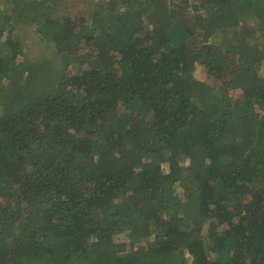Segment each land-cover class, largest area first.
Instances as JSON below:
<instances>
[{"label":"trees","instance_id":"16d2710c","mask_svg":"<svg viewBox=\"0 0 264 264\" xmlns=\"http://www.w3.org/2000/svg\"><path fill=\"white\" fill-rule=\"evenodd\" d=\"M263 63L264 0H0V264H264Z\"/></svg>","mask_w":264,"mask_h":264},{"label":"rangeland","instance_id":"374dc122","mask_svg":"<svg viewBox=\"0 0 264 264\" xmlns=\"http://www.w3.org/2000/svg\"><path fill=\"white\" fill-rule=\"evenodd\" d=\"M17 29H20V31H18V34L20 36H23L25 33H28L30 30V28H28L27 26L18 27ZM29 34H31V32H29ZM26 42H27L26 45H29L30 40H29L28 35L26 36ZM35 43L34 44L30 43L31 46H29V49L27 47L26 48L24 47V55L21 56V54H19V55L15 54L13 56V59L15 61H17L18 65H19V63L23 62V58H26L27 62L31 63V61H34V60L39 59V58L46 56V55H50V58L52 59V64L57 69H59V73H61V70L63 69V60H62L61 56L56 55L54 52H49V48L47 47V45H45L43 43H39V42H35ZM29 59H31V60H29ZM41 71H43V70H41ZM57 71L58 70L55 69V73H57ZM260 71H261L262 76L264 77V63L262 65V68ZM195 74L197 76H199L202 84H204L205 86H211V85L215 84V82H213L209 76L207 77V74L203 73V71L200 67H198ZM26 76H27V71L24 73V78ZM44 77H45V86L49 84L46 87H50L51 86L50 84L54 83V79L47 74ZM40 82H44V78H43V81L40 80L39 83ZM4 83L5 84L10 83L9 78H6L4 80ZM39 83H38L39 88L44 87L43 84H39ZM32 89H34V87H32ZM43 89H46V88H43ZM232 93H233V95L237 96L239 92L238 91H236V92L232 91ZM0 102H1V98H0ZM112 158H114V155H109L108 158L102 160V164L110 163L111 162L110 159H112ZM171 178H172V175L170 173L166 175L167 181H170ZM152 246H154V245H152ZM107 253H109L110 255H107L106 257L104 256L102 258H95V259H93L91 264H113L114 259L119 258V253H121V252L119 250L114 249V250L107 251Z\"/></svg>","mask_w":264,"mask_h":264}]
</instances>
